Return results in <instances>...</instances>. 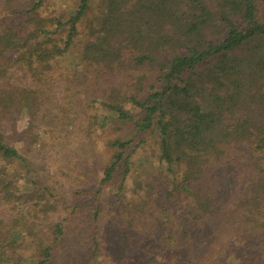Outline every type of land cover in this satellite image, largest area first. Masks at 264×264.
<instances>
[{
	"label": "trees",
	"instance_id": "trees-1",
	"mask_svg": "<svg viewBox=\"0 0 264 264\" xmlns=\"http://www.w3.org/2000/svg\"><path fill=\"white\" fill-rule=\"evenodd\" d=\"M55 6L0 0V264H49L64 235L62 220L45 226L56 198L27 153L64 148L74 123L70 100L79 98L98 110L88 116L99 134L82 132L102 154V185L119 171L125 178L147 140L169 182L162 195L147 183L123 204L116 225H125L123 258L114 264L147 240L157 264H221L234 242L246 245L251 235L252 249L262 245L264 0ZM54 93L68 102L52 104ZM25 115L31 120L19 127ZM241 147L256 165L238 189L223 168Z\"/></svg>",
	"mask_w": 264,
	"mask_h": 264
},
{
	"label": "rangeland",
	"instance_id": "rangeland-1",
	"mask_svg": "<svg viewBox=\"0 0 264 264\" xmlns=\"http://www.w3.org/2000/svg\"><path fill=\"white\" fill-rule=\"evenodd\" d=\"M77 1L56 0L55 8L66 11ZM96 6L97 3L93 4L94 8ZM50 98L53 99L52 104L55 101L61 104L68 102V99L61 100V95L57 93L51 94ZM70 102L72 109L69 111L74 123L66 127L72 134L64 142V148H56L52 144L38 145L32 152L27 153L36 167L35 175L38 181L52 185V193L56 198L58 209L49 216L45 226L50 227L62 220L65 227L64 235L60 237L49 264H90L92 259H95L96 264H114L123 258L125 225L121 226V230L116 226L117 223L119 225V212L124 207L123 204L134 201L136 194L141 192L139 188L146 186L147 183L154 184L158 194L162 195L167 190L169 182L167 178L161 176L163 165L158 159L156 146L147 140L132 153L128 175L123 178L122 171H119L111 184L102 185L100 183V172L104 164L102 154L87 139L91 134L86 136L82 132L86 129L94 135L99 134L92 127L89 130L88 116L90 110L92 112L98 110L95 105H91L89 110L90 102L86 98ZM30 120V116L25 115L19 127L27 125ZM244 149L246 148H235L223 168L224 172L226 170L224 175L227 176L228 173V180L238 183V189L246 180L255 176L252 168L256 165V160ZM119 186L122 187L117 201L116 193ZM231 189V193L238 194L236 189L232 187ZM96 208L98 213L95 217ZM132 230L136 231L135 228ZM153 242L145 241L143 248L139 246L129 254V260L124 264H157L160 258L155 255L156 246ZM256 242L254 235L249 237L246 245L234 242L232 252L227 251L230 253V260L223 255L220 257L221 264H264V242L257 249H252ZM94 245L96 256L93 257Z\"/></svg>",
	"mask_w": 264,
	"mask_h": 264
}]
</instances>
